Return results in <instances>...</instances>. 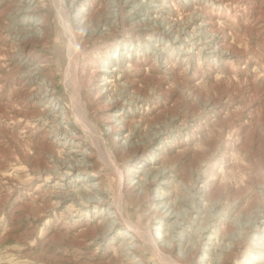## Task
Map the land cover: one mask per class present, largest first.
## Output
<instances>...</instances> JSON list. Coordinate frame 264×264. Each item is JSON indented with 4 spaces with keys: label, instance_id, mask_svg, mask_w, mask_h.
Returning a JSON list of instances; mask_svg holds the SVG:
<instances>
[{
    "label": "rangeland",
    "instance_id": "obj_1",
    "mask_svg": "<svg viewBox=\"0 0 264 264\" xmlns=\"http://www.w3.org/2000/svg\"><path fill=\"white\" fill-rule=\"evenodd\" d=\"M24 1L0 0V264H264V0H64L79 80L55 0ZM118 170L157 249L108 230Z\"/></svg>",
    "mask_w": 264,
    "mask_h": 264
},
{
    "label": "bare ground",
    "instance_id": "obj_2",
    "mask_svg": "<svg viewBox=\"0 0 264 264\" xmlns=\"http://www.w3.org/2000/svg\"><path fill=\"white\" fill-rule=\"evenodd\" d=\"M72 2H74L75 0H71ZM41 2V1H40ZM25 5L32 11V9H35L36 7H38L37 5L39 4V2L37 0H25L24 1ZM54 5L55 7H57V14H58V17L60 19V21L62 22L63 26H64V31H65V35L68 37V42H69V51H70V55L68 53V57L70 56L71 60L70 61V64L73 65L75 71H74V75H75V78L78 77V71L77 69L79 68V66L76 64V59H77V56H78V50L76 49L77 48V45H76V38L74 36V33H73V29L71 28L72 27V22L70 21V18H69V14L67 12V9L64 7L65 5V1L64 0H55L54 1ZM160 11V9H159ZM167 12V11H166ZM161 16V15H160ZM170 27V26H169ZM168 27V28H169ZM173 27V26H171ZM179 28V27H178ZM172 29V28H171ZM176 29V28H175ZM172 31V30H171ZM176 31V30H175ZM187 31V30H186ZM169 32V31H168ZM174 32V30H173ZM189 34V33H188ZM194 34V33H193ZM41 35V34H40ZM40 37V36H38ZM43 37V35L41 36V38ZM175 38V37H174ZM28 41L24 40V39H21L19 41V46H21V49L22 50H25V48L27 47V43ZM15 43V42H14ZM15 45V44H14ZM17 45V44H16ZM15 47V46H14ZM20 48V47H19ZM201 48V47H200ZM184 49V48H183ZM96 70H93V72H95ZM78 80H79V77H78ZM77 80V81H78ZM74 81H76L74 79ZM76 84V83H75ZM79 85V81L77 82V85ZM79 87V86H78ZM53 90V89H52ZM46 95H49V91L46 90ZM43 94V92H42ZM52 94V93H51ZM78 98V97H77ZM117 101V100H116ZM122 106V105H121ZM111 107V105H110ZM82 120V119H81ZM60 122V121H59ZM83 123H86L87 121L85 119L82 120ZM40 123V122H39ZM88 123V122H87ZM61 124V123H60ZM64 125V124H62ZM89 125V124H88ZM66 126V125H65ZM68 126V125H67ZM87 125H85L86 127ZM65 128V127H64ZM87 129V128H86ZM55 130V129H54ZM53 130V131H54ZM59 131H61V128H58ZM85 130V129H84ZM89 130V129H88ZM91 132V129L89 130ZM58 134V133H57ZM69 133L67 131V128L65 129L64 133L61 132L60 135H63V136H68L69 137ZM89 134V133H88ZM92 135V138H94V140L97 142H101V140L103 141V139L101 138V136L99 134L96 133V131H93L90 133ZM71 136V135H70ZM76 138H80V134L77 135L75 134L73 137ZM99 147V146H98ZM96 149V148H95ZM98 150V148L96 149ZM99 152H100V149H99ZM79 153V152H78ZM102 153V152H101ZM77 155V154H76ZM84 155V154H83ZM90 155L86 154L85 156H83V159L85 161H87L89 159ZM79 164V163H78ZM112 164H114V161H112ZM115 165V164H114ZM66 167L65 169H62V172L59 174L60 177H63V176H66L70 173H75L79 170L78 166L75 165V164H68L67 166H64ZM78 168V170H77ZM117 169V168H116ZM117 174H120V176L118 177V190H117V193H116V200L114 201V205H113V210L112 212L114 213V216H113V219H108L109 221V227H108V230H111L113 229V227H118V226H121V228H126L127 225L129 226L130 228V232L131 234H129V237H128V243L127 245H138V243L141 241H144L146 242L148 245L152 246L153 248H156L160 246V244H162L160 242L159 239L153 237V234H160L162 232L158 231V232H153V229H149V228H145V229H141L139 230V228L136 226V225H133L131 224L130 222H128V220H126L123 216V209H122V203H121V199H122V195H123V192H122V188L124 187L123 185V182H122V173L121 171L118 170ZM97 183H102L101 180H97ZM193 188H196V183H195V186ZM127 189V188H126ZM99 191V190H98ZM89 193V192H88ZM91 194L88 195V202L92 204V206L94 205V208L98 209V208H103L104 205L102 204L104 198H98L95 196L94 193L90 192ZM92 197V198H91ZM86 201V200H85ZM78 202V201H77ZM87 202V201H86ZM195 201H192V204H194ZM85 203V202H84ZM94 203V204H93ZM82 205V204H81ZM79 206V205H78ZM83 206V205H82ZM189 209H193L192 208V205L189 207ZM78 211V210H77ZM157 211H155V214H153V218H158L159 221H161L162 224H166V222L169 220V217H168V214L170 213L169 209L167 208V210L165 212H159V213H156ZM166 213V214H165ZM178 217V220L172 222L173 224H171V226L168 228L170 230V232L175 231L176 229H180V232L183 233L186 230V228H189L190 226L192 227L193 224L190 223V214H189V210H186L184 211L183 215L182 216H177ZM211 223V222H210ZM161 225V224H160ZM163 226H160L159 228H162ZM190 227V228H191ZM156 229V228H154ZM159 230V229H157ZM206 227H201V231H194V234L196 235V240H195V243H193L195 246H192L191 250H195V251H192V253L194 254L196 252L197 249H199V245L202 241H204V239L206 240ZM200 232V233H199ZM169 236V234L167 235ZM239 239V238H238ZM240 244V243H239ZM231 246V245H230ZM224 251V255L225 256H230L231 254H235V251H232V249L230 250L227 249H223ZM138 257V256H137ZM221 259V258H220ZM224 262V261H223ZM222 262L220 261L219 264H221ZM217 264V263H216ZM224 264V263H223Z\"/></svg>",
    "mask_w": 264,
    "mask_h": 264
}]
</instances>
